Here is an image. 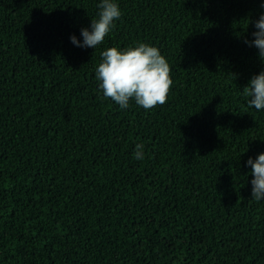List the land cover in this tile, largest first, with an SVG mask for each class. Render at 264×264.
<instances>
[{
	"label": "trees",
	"instance_id": "1",
	"mask_svg": "<svg viewBox=\"0 0 264 264\" xmlns=\"http://www.w3.org/2000/svg\"><path fill=\"white\" fill-rule=\"evenodd\" d=\"M101 0H0V264H264L251 157L264 110V0H115L121 17L77 47ZM146 43L171 67L167 102L121 109L101 52ZM144 159H134L136 145Z\"/></svg>",
	"mask_w": 264,
	"mask_h": 264
},
{
	"label": "clouds",
	"instance_id": "2",
	"mask_svg": "<svg viewBox=\"0 0 264 264\" xmlns=\"http://www.w3.org/2000/svg\"><path fill=\"white\" fill-rule=\"evenodd\" d=\"M264 6V5H262ZM98 18L93 19L90 28L81 30L83 41L75 34L70 39L77 47L96 48L104 42L105 37L115 21L121 17V9L115 0H101L98 5ZM254 39L245 43L258 49V56L264 61V13L255 22ZM102 62L96 69V78L105 98H110L121 109H127L130 101H134L145 110L163 105L167 102L173 80L169 62L161 54L158 47L146 43H137L123 49L113 46L101 52ZM247 106L257 111L264 110V71L254 75L243 88ZM134 159H144V145H136ZM251 165L252 195L259 201L264 199V152L258 159L251 157L247 161Z\"/></svg>",
	"mask_w": 264,
	"mask_h": 264
}]
</instances>
